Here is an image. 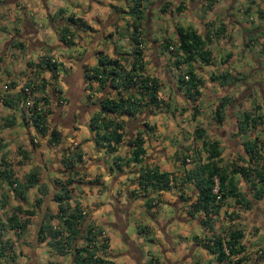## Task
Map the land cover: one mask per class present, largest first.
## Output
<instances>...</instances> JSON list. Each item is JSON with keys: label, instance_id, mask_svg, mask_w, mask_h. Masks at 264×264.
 Wrapping results in <instances>:
<instances>
[{"label": "trees", "instance_id": "trees-1", "mask_svg": "<svg viewBox=\"0 0 264 264\" xmlns=\"http://www.w3.org/2000/svg\"><path fill=\"white\" fill-rule=\"evenodd\" d=\"M145 1L148 0H129V12L133 16L128 24L129 38L132 42L129 56L120 58L97 51L95 63L83 69L82 89H87L89 93L94 90L95 93L99 92V95L93 98L96 108L86 120L79 123L84 124L91 133L96 149L103 148L106 155L111 153L110 169L113 166L121 169L123 165L130 167L138 164L134 183L138 190L143 192L146 209L160 201L157 195L154 196V192L160 193L171 187L189 184L193 200L187 211L191 217L198 215V223L206 232L202 246L213 255L217 263L228 258L230 264H240L243 255L234 259H231V256L239 253L243 247L242 230L229 225L222 231L215 232L213 224L218 220L219 208L225 199H232L235 204L248 205L247 194L240 188V185L247 181L250 183L247 187L253 189L251 197L261 198L264 195V142L258 141L254 136L253 139L242 141L241 150H238L239 147L235 145L234 140L227 139L221 143L219 139L211 137L212 133L223 134L226 127V124L222 123L225 118L223 108L231 99L223 95L213 108L212 121L214 124L221 123L219 127L213 125L206 128L198 123L194 125L191 136L196 140L193 142L199 141V148L203 151L204 157L201 159L197 150L196 159L192 158L191 166L187 169L182 168L177 176L167 170H161L157 164H150L146 160L144 135L147 131L154 130L153 124L147 125L145 122L143 124L145 129L140 128L129 138H124L127 133L126 118L132 121L144 112L160 111L162 107L169 105L158 96L160 89L158 78L145 70L146 61L143 59L142 48L144 39L141 32V9ZM205 1L206 5L210 6L214 0ZM163 5L164 2L161 6ZM67 23L85 27L80 18L72 16L68 17ZM68 24L60 28L58 37L62 44L71 46L74 44L73 32ZM205 26V31L199 34L190 28L178 26L175 30L176 40L172 42L164 40L162 44L176 69L174 87L184 103L178 110L182 113L188 109L192 119L198 113L197 100L202 95L200 89H203L204 81L196 73L194 63L208 64L211 61V50L208 47L211 36L221 35L224 29L221 22L214 28L212 22ZM12 43L15 49L19 51L23 49L22 41ZM1 60L0 55V62ZM182 65L184 67H181ZM24 69L23 73L20 72L18 80L11 79L5 67L4 76L1 77L2 73L0 74V84H3L0 90L2 91L0 104L9 109L13 107L19 109L18 117L22 125L27 131L32 129L34 132L28 135L27 147L16 151L20 156L16 160L18 164L22 162L29 164V168L20 178L15 175V170L8 161L6 149H2L5 144L0 140V213L3 214V218L0 217V264L8 259L14 260L17 253H22L19 249L16 253L13 246L15 239L31 248L33 241L26 239L28 225L32 216L39 213L42 206L43 218L35 246L43 243L49 254L54 257L68 255L66 264H112V261L105 258L102 253L108 247V237L103 234L98 224L90 220L88 211H85L80 201L73 196L72 187L80 182L83 160L81 147L76 145L72 151L63 149L58 159L55 158L61 168H54V175L46 179L42 171V166L45 169V161L42 163V154L38 150L39 142L37 144L33 137L34 134H38L41 135L40 139L43 138L49 129L54 107L65 101V96L56 85L57 76L63 71L62 63L51 56L43 55L36 61L26 60ZM210 78L213 79L212 76ZM215 79L220 83L226 82L227 85L232 81L227 72L215 75ZM235 118L233 125L235 135L246 134L249 128L261 124V115L250 110L238 112ZM12 119L14 117L10 118L8 115L0 117V129L12 127ZM260 128L262 130V127ZM60 139V131L52 127L45 144L54 147ZM123 143L131 148L130 151L128 149V154L114 155ZM225 155L228 157L223 162ZM185 160L189 161L190 157L184 156L182 160L176 158V162L179 164L180 161L181 165ZM54 161L52 159V163ZM181 189L179 188L178 197L185 201L189 196L184 195L185 192L180 191ZM47 203H53L54 209L47 206ZM223 215L229 221L236 219L234 213L229 212V207L223 210ZM144 229V226L139 227V231ZM194 239L197 241L196 236ZM33 258L29 250L27 263L33 264ZM148 263L155 264L156 260L152 261L149 256ZM41 264L58 263L53 258L46 259V262Z\"/></svg>", "mask_w": 264, "mask_h": 264}, {"label": "crops", "instance_id": "crops-1", "mask_svg": "<svg viewBox=\"0 0 264 264\" xmlns=\"http://www.w3.org/2000/svg\"><path fill=\"white\" fill-rule=\"evenodd\" d=\"M30 1L33 2V0ZM101 1L102 0H39V9L37 10L36 14L48 16V24H46V26H49L50 31L53 33V40L49 42L47 40H41L37 30V24L32 20L30 21L24 14V12L23 23L21 24L18 21V19H20L18 16L19 13L12 12L13 9L11 8H17L18 11V9L23 8L25 4H23L22 7L21 2L18 3L17 0H0V43H2L3 46L0 49V55L1 58L7 59L5 60L6 62H4L3 59L0 62V74L2 73L1 77L4 76L3 69L5 67L9 72L8 76H10L11 79L18 80L21 76L20 71L22 73L25 71L24 63L26 60L36 61L37 58L46 55L43 53L42 48H46L48 50L47 54H52L53 56L57 57V60H60V62L62 63L63 71L59 72L56 79V85L61 89L62 95L65 96V101L60 102V105L55 104L56 106L54 107L55 111L53 113L56 114L57 123L61 122V120H65L64 118L67 115H75V110L77 111L78 107H80L82 103L84 105H87L91 112L96 108L93 98L97 97L99 95V92L95 93V91L92 90V92L89 93L87 89H82V85H84V82L82 81V75L76 72L77 67L82 70V66L80 64H86L87 67L92 66L95 63V53L97 51H101L105 54H108L109 56L115 55L120 58L128 57L129 52H131L130 50L132 48V42L129 38L130 26H127L124 36H121L118 33L119 27L124 24L122 20L123 15L119 14H125L126 16L131 17V19L133 18V16L129 12V0H110L109 2ZM151 1L152 0H148L147 5L144 7L143 4L141 9L142 15L145 11L147 12L145 19L146 21L144 22V20L142 19L141 24V32L144 39L142 43L143 59L144 61H146L145 70L147 73L158 78L160 82V88L168 85L171 89V93H168V95L166 93H162L159 89L158 96L169 104L168 107H162L159 112H169L171 114V118H173L175 116V111H173L174 107H172L170 100H168L167 98L168 96H171V94H174L182 100L180 93L174 87V83L176 82V69L172 64V59L168 57L167 50L163 49L162 47L163 41H175V30L178 26L182 28H190L199 34L205 31L206 24L212 22L214 24L212 28H214L219 22H221L224 25V29L222 30L223 33L219 36H211V42L208 45L211 50V61L208 64H200L198 62L194 63L196 73L204 79L202 83L203 89H200L202 95L197 100V115L200 114L199 116H201L203 111L202 109H204L205 107L208 108L209 106H212L209 111L213 112V108L217 101L223 95H226L231 99V101L223 108L225 112V118L222 123H225L226 127L222 135H220L219 133H212L211 137L219 139L221 143L226 142L227 139H229V141L234 140L235 145H238L239 147L238 150H241L240 143L242 141H246L247 139L251 138L253 139L254 136L258 139V141L264 142V136H259L260 132L264 131V85L261 83L259 84L256 81L254 86H257L259 90H255L253 92V85H250V81L252 78L251 72L255 70L257 72L256 76H261L259 74V71L263 68L261 61L262 59H264V52H262L264 50V0H214L210 6L206 5L205 0ZM162 2H164L163 7L161 6ZM177 6L179 7L177 8ZM67 8H69L70 10H68ZM153 12H158V16H160V14L163 15L164 13H167L168 16L166 15V18L168 19V22L166 24V29L168 33L172 34V38L166 39L164 38L163 33H159L157 31L158 19H155L152 22L151 18L153 17ZM204 14H206L205 17L203 16ZM69 16L80 18L85 26H74V44L77 43L82 46L81 51L75 52L74 55L67 54L69 52L67 51V49L73 47L74 44L71 46H66L65 44H62L60 42L58 37L60 28H62L63 26H67ZM9 17L10 19L11 17L14 18L15 21L11 22ZM42 26L43 24L40 27ZM11 28L16 31L12 32ZM17 40L23 42V49L20 51L15 49V47L12 45V42H16ZM124 40L126 41L125 43ZM144 42H146V44H144ZM148 46L150 47V49H148ZM216 47H218L220 51L219 58H217L216 53H214ZM226 48H228L229 50H231V48H234L235 53L232 54L231 51H226ZM52 50H61V52L56 54L55 52L52 53ZM258 51L259 56H253L254 53ZM7 52H9L10 55L12 54L16 57V53H19L20 60H18L19 63L17 65L11 60H8ZM236 53L239 55V58H235ZM245 56L253 59V68H248L246 65L244 66L243 64H241L243 63ZM52 58L56 60L54 57ZM72 60H75L74 63L77 64L75 68H73L74 65H71ZM230 60L240 61V65H242L240 66L241 69L239 70L228 67V61ZM224 63H226V65L221 67ZM181 67H184V65H182ZM221 72H227L229 74V77L232 78V81L229 85H227L226 82L220 83L218 79H215V75ZM210 76H212L213 79H211ZM45 77L47 78V74H45ZM81 81L83 83H81ZM93 88L94 87H92V89ZM252 97L255 98L253 101L252 99H250ZM67 104L69 105V108H67ZM183 104L184 103L182 100L181 106ZM2 109L5 110L6 113H3V115L1 114L0 117L11 113V109L9 108H7L6 110L5 107L2 106ZM249 109H254V114L261 115V124L256 125L254 128H249L246 134L235 135V127L233 126L235 125L234 118L238 116V112L242 110L248 111ZM176 112L179 113V110H177ZM182 113L188 115L189 110L187 109ZM18 114L19 109H16V117H18ZM144 114L147 116V118L145 119L147 125L153 124L154 127L156 126V132L158 133V124L154 120L152 121V123L148 122L149 117H154L156 115L155 111L153 110L150 114L144 112ZM143 116V114L138 115V117L133 119L132 121L126 118L127 133L124 136L125 139L132 136V134L136 130L140 128L145 129L143 120H141ZM188 117L191 118L190 115ZM83 118V120H86L88 118V114H86ZM20 122V118L18 117L17 123ZM64 122H66V120ZM192 122H196L206 128H210L213 125H216L218 127L221 125V123H210L209 120L203 123L201 121H197L196 118H194ZM59 125H61L64 129H72L73 131H76V128L80 124L76 125L75 122L68 121L66 122V124H63L61 122L60 124H58V126ZM260 127H262L261 131H259L261 129ZM10 129L11 127L0 129L1 141L3 139L1 137L2 133L6 134V132H8ZM57 129L61 134V130L59 128ZM12 131L13 130H10L9 134L14 135V132ZM29 131H31L29 134L34 133L32 129ZM151 132L147 131V133L144 135L145 140L147 139V136L151 134ZM191 135L192 134L190 133V136ZM33 137L34 141H36L39 135L34 134ZM90 137V140L92 141V135ZM20 138L21 140L25 139L23 135ZM190 138L193 144V141L196 140H193L192 136ZM64 139L66 138L61 136L59 143L54 146V149L58 153V156H60V153L63 149L72 151L77 145L76 147H81L83 152L82 162L85 161L86 150L84 151L82 142L74 141L72 143V146L67 147L66 145L68 143H65ZM26 140L29 141L28 137H26ZM160 141L161 140H158L156 142ZM143 146L145 147V145ZM128 149L130 151L131 148L123 143V145L118 147V150L114 155H126L128 154ZM36 152H38V150ZM100 152H103V148L98 147L96 154H100ZM199 152L200 155L202 153V157H204V153L200 148ZM225 153L227 154V151H225ZM94 155L95 154L93 153V156ZM148 155L146 154L147 158L149 157ZM107 156H109V159H111L110 155ZM225 156L228 157L227 155ZM88 158L91 160L90 162H102L103 166L98 163L97 167L93 166L96 168L95 170H93L92 164H90V168H88L87 170H83L87 166V164H84L83 162V166L81 165L80 171L83 172L84 175L80 172V182L74 184V187H72L74 198L80 201V204L85 211H88L90 220L98 224L101 228L102 224H106L108 225V227L114 230L113 233L116 234L117 237H119L118 239H120V243L123 244L125 248L118 252L121 258L124 259V263L142 264L143 261H145L147 264H149V255H142L140 248V241H144L145 239L136 235H128L126 233V230L128 228V225L133 221L131 218L132 210H134L135 212L140 210L145 212L150 217H152V220L154 218V221L152 223H155V220L158 219L154 213L152 214V210H148L146 208L144 209L142 204L145 200H143V198H138L135 196L138 188H130L129 190H127L129 193L131 191L135 192L134 194L129 195H126L125 191L122 192L120 189H115L116 183H120V180H123V178L126 177L125 174H127V177L131 173H133V175H136L137 168L139 167L138 164H136L135 166L133 164V166L127 167L128 170L122 172L120 170L123 168L119 170L116 169L117 171L114 173L113 170L109 167L110 161L109 163H106L104 158H94L91 155H89L88 157L86 156V160ZM245 164L246 163H243V165ZM101 167H105V169H103L105 171L103 178V173H101L100 170ZM86 174H90L91 177L93 176V174L95 175L92 178H88ZM121 175L122 178H120ZM133 175L131 181H133L134 179ZM116 176L117 181H114L113 179ZM108 181L111 182L109 184L106 203L110 207V212L108 217H104V214H100V212L107 208H105L102 203L97 200L96 193L100 191L102 189L101 186L105 185V182ZM132 184L134 185V187L136 186L134 183ZM247 184L250 183H248L247 181L246 183L240 185V188L242 192H246L247 194L246 197L248 198V205L244 206L242 204H235L232 199H225V201L230 204V206H228L229 212L232 211L236 219H233V221H229L227 217H224L223 210L226 208V206L225 204H223L220 206L218 214V218L223 217V219H221L220 223L218 222L219 219L215 221L213 227L217 226L218 224L217 231L215 230V232L222 231L229 225H232L234 227L236 226L242 230L243 237L241 241L243 247L239 253H237L236 255H232L231 259L243 255V259L240 264H264V195L261 198L251 197L253 189H249L247 187ZM119 191L121 194L119 193ZM76 192L80 193L81 195L77 197ZM91 195V200H93L91 205H93L94 207H92L91 205L89 206L88 204H84L86 203L85 200L88 199ZM79 197H83V203L81 202ZM142 197L144 196L142 195ZM194 217L195 219L192 220H196V222L198 223V216L195 215ZM177 218L178 221L185 220L182 217L177 216ZM152 223L150 226H148L147 224L142 225L145 227L143 231H139V227H137L135 233H137V235H139L140 233H145V236H147L146 239L149 240L148 242L158 244V246H160L161 252L163 253V258L166 260V264H202V262H200L199 260L200 255L198 254V256L195 257L194 252H196V250L199 248L207 251V249L202 246V243L204 242L203 238H205L206 234L204 230L203 236L198 237L197 235H194L196 236L197 241H195L193 236V241L190 246V244L185 239L186 237L180 236L179 234L173 235L167 234L166 232L161 233L166 229V227H161L160 224L156 222L155 224L157 226H160L159 230L157 229L158 227ZM201 229L203 228L201 227ZM102 231L103 234L106 235L103 228ZM106 236L108 237V247L105 251L102 252L103 256L112 261V264H116L114 259L116 256L110 253V247L112 246L111 238L108 235ZM15 251L18 252L19 250L16 249ZM209 254L214 260L213 255L211 253ZM116 259L117 261L119 260L118 258ZM215 263L230 264L228 258L222 260L219 263ZM155 264L161 263H157L156 261Z\"/></svg>", "mask_w": 264, "mask_h": 264}, {"label": "rangeland", "instance_id": "rangeland-1", "mask_svg": "<svg viewBox=\"0 0 264 264\" xmlns=\"http://www.w3.org/2000/svg\"><path fill=\"white\" fill-rule=\"evenodd\" d=\"M110 0H102L101 2H109ZM156 0H152L151 2H155ZM18 3L21 2L22 7L23 4H25V6L21 9L17 8H11L13 9L12 12H18L19 13V18L18 21L21 23H23V12L24 14L27 16V18L31 21H34L37 24V30L39 33V36L41 38L42 41L47 40L49 42H51L53 40V33L50 31L49 26H46V24H48V16L45 15H38L36 14L37 10L39 9V0H33V2H31L30 0H17ZM148 1H145L144 3V7L147 5ZM27 3V4H26ZM68 10H70L69 8H67ZM208 14V13H207ZM119 15H123V22L124 24L119 27L118 33L121 36H124V34L126 33V28L128 26V24L130 23L131 17L126 16L125 14H119ZM129 15V14H127ZM146 15L147 12L145 11L142 15V19L144 20V22L146 21ZM158 12H153V17L152 22L155 19L157 20V31L160 33H163L164 38H172V34L167 32L166 29V24H167V13H164L163 15L160 14V16H158ZM167 15V16H166ZM209 15V14H208ZM204 17L206 16V14L203 15ZM16 18V17H15ZM10 19V17H9ZM13 19V20H12ZM11 22H14L15 19L11 17L10 19ZM17 22V21H16ZM43 24L42 27H40ZM11 25V24H9ZM70 25V30H72V32H74V25L72 24H68ZM161 25V26H160ZM160 26V27H159ZM12 32H15L16 30L11 28ZM75 33V32H74ZM74 39V37H72V40ZM74 42V41H73ZM123 42V40H122ZM126 41L124 40V43ZM144 44H146V42H144ZM2 43H0V49H1ZM147 47V46H146ZM82 46L79 44H74L73 47H70L67 49V51H69L67 54H72L74 55L75 52H80L81 51ZM148 49H150V47L148 46ZM231 51L232 54L235 53L234 48H231V50H229L228 48H226V51ZM10 51V50H9ZM42 51L44 54L54 57L56 60L58 59L57 57L53 56L52 54H47L48 50L46 48H42ZM66 51V52H67ZM55 52L56 54H58L59 52H61V50H52V53ZM219 49L218 47H216L214 53H216V57L219 58L220 57V53H219ZM264 52V50L262 51ZM8 53V60H11L12 62H14L16 65L19 63L18 60L19 59V53L16 56H13L12 54L10 55L9 52ZM6 53V55H7ZM149 55V54H148ZM253 56H259V51L254 53ZM59 57V56H58ZM235 58H239V55L236 53ZM4 62H6L4 59L2 58ZM75 60L71 61V65H74L73 68H75V64L74 63ZM57 62L61 63L60 60H57ZM262 63V69L259 71V74L261 76H256L257 72L254 70L251 72V81H250V85L252 86V92L253 91H257L259 90L257 86L255 85V82L257 81L259 84H263L264 85V59H262L261 61ZM244 66L246 65L248 68H253L254 67V63H253V59L250 57L245 56L244 57V61L243 63ZM226 63H224L221 67L225 66ZM9 66V65H8ZM240 61H228V67L234 68V69H241L240 68ZM10 67V66H9ZM226 69V68H225ZM21 72V71H20ZM2 83V82H1ZM3 84H0V86ZM172 88V87H171ZM254 89V90H253ZM160 91L162 93H166L168 95V93H171V89L170 87L167 86H163L160 88ZM2 92V91H0ZM170 95V94H169ZM166 96V95H165ZM168 100H170V103L172 104V107H174L173 111H175V116L173 118H171V114L169 112H159L155 111L156 115L153 117H149L148 122L152 123V121L154 120L158 125V133L156 132V126H155V130L153 132H151V134H149L147 136V139L145 140V147H146V154L149 156L148 158L146 157V160L148 163L150 164H157L161 170H167L169 172H172L174 175H178L179 171H181L182 168H189L191 166L192 162V158L196 159V155H197V150L199 152V143L198 142H194L192 144L191 141V130L193 129V125L194 123L196 124V122H192L194 119L189 118V114H183V113H178L176 112L178 110V108L181 106L182 104V100L179 99V97L177 95L171 94V96H168L167 98ZM252 99V101L255 99L254 97L250 98ZM253 105V104H251ZM2 106L0 104V115L3 113L5 114V110L2 109ZM210 108H212V106H209L208 108H204L202 109V115L199 116L200 114L197 115V117L195 116V118L197 119V121H201L203 123H205L206 121H210V123H213L212 121V117H213V112H210ZM5 109L7 110V107L5 106ZM15 110L16 108L13 107L11 109V113H7L8 116H10V118L12 119V124L13 126L11 127L10 130H13L12 132H14V135L9 134L10 130L8 132H6V134L2 133L1 137L3 138L1 142H3L6 146H4L2 149H6V153H7V157H8V161L11 163L12 167L14 168V172L15 175L20 178L22 173L25 172L28 168H29V164L28 163H20L18 164V160L20 158V156L16 153V151L19 148H26L28 145V141L26 140V137H28L29 133L31 131H27L26 127H24L21 123H17L18 121V117H16L15 119ZM252 113H254V109H249ZM55 111V109H54ZM200 113V112H199ZM150 114V113H149ZM209 114V115H207ZM144 116L141 118V120H143V123H145V119L147 118V116L145 114H143ZM199 116V117H198ZM51 117L54 119H50L51 122L55 121V119H57L56 114L52 113ZM50 122V123H51ZM64 123V122H63ZM66 123V122H65ZM76 125H79V121L75 122ZM53 127L59 128L61 130V136L66 138L65 143H68L66 146H72V143L75 142H82V145L84 146V151L86 150L85 154L88 157L89 155H91L92 157L96 158H104L106 163H109L110 161V157L107 156L106 154H104L103 152H100V154H96L97 150L96 147L94 146V143H92L91 139V133H89V130L87 129V127L84 124H80L76 129V131L68 130V129H64L61 125H56V122H54ZM258 129V128H257ZM256 129V130H257ZM31 130V129H30ZM261 131V129L259 130ZM21 132V133H19ZM24 136L25 139L21 140V136ZM41 137V135H39ZM259 136H264V131L260 132ZM40 138L37 137V144L39 142L40 144ZM158 140H161L160 142H156ZM179 144V145H178ZM93 145V146H92ZM55 147H48L46 146V144L41 145L40 147H38V150L41 151V159H42V163L44 162V166H45V170L43 176H46L47 179H49V176L54 175L53 169H60V164L58 163V161L56 159H58V153L56 152V150L54 149ZM1 149V150H2ZM93 153L95 154L93 156ZM164 153V155H163ZM111 154V153H110ZM108 154V155H110ZM98 155V156H97ZM200 155V152H199ZM86 156H85V161L84 164H87V166L85 167V169L83 170H87L88 168H90V164H92L93 166L98 165V163L100 165L103 166L102 162L100 163L99 161L97 162H90L91 160L88 158L86 160ZM96 156V157H95ZM184 156H189L190 160L186 161L181 165L180 161L179 164L175 163L176 162V158H178V160H182ZM201 156V157H200ZM199 157L202 159L203 154L201 153ZM56 158V159H55ZM227 157H225L224 161L226 160ZM52 159H54L55 161L52 163ZM83 162L81 163V165L83 166ZM94 164V165H93ZM124 167H122L123 169H121L120 171H125L128 170L127 167L125 165H123ZM132 166V165H131ZM135 166V165H134ZM46 167H48V170L46 169ZM108 168V167H106ZM93 170H95L96 168L93 167ZM105 169L101 167V173H103L102 178L104 176L105 171L103 170ZM115 166L112 167L113 172L115 173L117 169ZM177 170V171H176ZM56 174V172H55ZM82 174V173H81ZM88 176V178H92L95 174H93V176L91 177L90 174H86ZM126 177L123 178V180L121 179L120 183H116L115 185V189H120L122 192L125 191L126 195H129L131 193H129L127 190H129L130 188H137L136 186L134 187V185L132 183H134V179H135V175H133V173L129 174V176L127 177V174H125ZM132 175L134 177L133 181L132 180ZM59 177V176H58ZM101 178V179H102ZM120 178H122V175L120 176ZM114 181H117V176L113 179ZM111 181L105 182V185L101 186V190L98 191L96 193L97 196V200L100 201L102 203V205L107 208L103 211L100 212V214H104V217H108L109 216V212H110V207L109 205L106 203L107 202V195H108V189H109V184ZM135 184V183H134ZM121 185V188H120ZM125 188V190H124ZM179 188H182L180 191L184 190V195L189 196L187 200L183 201L181 199H179L178 197V193H179ZM76 192L77 197L80 196L81 194ZM120 193V191H119ZM121 194V193H120ZM143 192L141 190H138L136 192V197L138 198H143V200L145 199V197H142ZM154 196L157 195V197L160 198V201L153 205L151 208H149L148 210H152V214L154 213L155 216L157 217V219L159 220H155V223H159L161 227H166L165 230H163L161 233L166 232L167 234H173V235H177L179 234L180 236L186 237L185 239L187 240V242L190 244H192L193 241V236L197 235L198 237L203 236L204 231L203 229H201L200 225L195 221H193L192 219H195V217H191L190 213L187 211V209L189 208V204L191 202V200H193V194H192V190L191 187H188V184H183L182 186L178 185L177 187H171L168 190H163L160 191V193H153ZM89 196V195H88ZM153 197V196H152ZM80 198V197H79ZM83 197L80 198L81 202L83 203ZM92 199V195L86 199V203H84L85 205H91L93 200ZM135 200V199H134ZM230 200V199H228ZM88 201V202H87ZM141 204V203H140ZM223 204H225L226 208L228 206H230V204L226 201L223 202ZM50 206L52 208V210L54 209V204L53 203H47V206ZM92 207H94L93 205H91ZM142 206L145 209L144 203L142 204ZM157 213V214H156ZM99 214V215H100ZM151 214V213H149ZM197 215V214H196ZM178 217H182L185 220L184 221H178L177 219ZM198 216V215H197ZM0 217L3 218V214L0 213ZM43 218V215H42ZM131 218H132V223H130L128 225V228L126 230V233L128 235H136V236H140L143 239H145L144 241H140V248H141V254L142 255H146L148 254L149 256H151L152 261L156 260L157 263L160 262L161 264H166V260L163 258V253L161 252L160 246H158V244H154V243H150L148 242L149 240L146 239L147 236H145V233H140L139 235H137V233H135L136 228L140 227L144 224H147L148 226L151 225V223L154 221V218L152 220V217H150L148 214H146L143 211H137L135 212L134 210H132L131 212ZM160 218V219H159ZM219 219L218 222H221L222 218H217ZM37 220H38V213L33 215L31 218V223L28 225V235L26 236V239L28 241H33V236L32 233L34 234V230L37 224ZM172 221V222H171ZM155 223H152L154 225H156ZM157 226V225H156ZM160 226H157L160 230ZM102 228L104 230V233L106 235H108L111 238V247H110V253L112 255H115L116 257L115 259V263L116 264H131V263H124V259L121 258V256L118 254V252H120L122 249L124 248V245L120 243V239H118L119 237H117L116 234H114V230H112L110 227H108V225L106 224H102ZM214 230L217 231L218 228V224L217 226L213 227ZM162 237V236H161ZM160 237V239H161ZM159 239V238H158ZM26 240V241H27ZM144 242V243H143ZM15 250L19 249L22 251L21 254H18L15 256L14 260H10L8 259L7 262H4L3 264H32V263H27V258H28V253L29 250L31 248H29L26 244H21L19 241H17L15 239V242L13 244ZM189 246V247H190ZM31 247V246H30ZM148 252V253H147ZM205 252V253H204ZM117 254V255H116ZM198 254L199 256V260L200 262H202V264H216L214 262V260L212 259L211 255L209 254L208 251L199 248L196 250V252H194V256L197 257ZM33 259H34V263H43L46 262V259H55V262L58 264H66L67 259H68V255H64V256H52L49 254L48 249L45 247V245L43 243H40L39 245L37 244V246H35L34 251H33ZM21 256V257H20ZM162 257V258H161ZM203 257V258H202ZM118 258L119 260L117 261ZM21 259V260H20ZM146 262L143 261L142 264H145ZM147 264V263H146ZM154 264V263H151ZM180 264V263H179Z\"/></svg>", "mask_w": 264, "mask_h": 264}, {"label": "flooded vegetation", "instance_id": "flooded-vegetation-1", "mask_svg": "<svg viewBox=\"0 0 264 264\" xmlns=\"http://www.w3.org/2000/svg\"><path fill=\"white\" fill-rule=\"evenodd\" d=\"M76 66H77V64H75ZM81 66H82V70L80 69V68H76V72H78V74L80 73L81 75L83 74V69L85 68V66H86V64H80ZM75 66V67H76ZM85 98V97H84ZM69 105L67 104V108H69L68 107ZM69 111V110H68ZM90 113H91V111L89 110V108H88V106L87 105H84L83 103H82V105H80V107H78V109H77V111L75 110V115H67L64 119L66 120V122H68V121H73V122H78V121H81V120H83L84 118V116L86 115V114H88V116L90 115ZM53 118L51 117V120H52ZM51 120H50V122H51ZM65 120H61V122L63 123ZM55 122H56V119H55ZM59 122V121H58ZM61 122H59V123H57L56 122V125H58V124H60ZM50 124V123H49ZM63 124H66L65 122L63 123ZM80 124V123H79ZM43 139V138H42ZM42 139L40 140V144H39V146H41V145H43V143H42ZM46 168H48V167H46ZM45 170V169H44ZM43 174H44V171H43Z\"/></svg>", "mask_w": 264, "mask_h": 264}, {"label": "water", "instance_id": "water-1", "mask_svg": "<svg viewBox=\"0 0 264 264\" xmlns=\"http://www.w3.org/2000/svg\"><path fill=\"white\" fill-rule=\"evenodd\" d=\"M54 122H55V121H52V122L50 123V125H49V129H48L47 133L44 134V136H43V139H42V143H43V145L46 143L47 137H48L49 132L51 131L53 125H54ZM42 168H43V170H44V167H43V166H42ZM45 178H46V176H45ZM46 179H47V178H46ZM43 209H44V208H43V206H42L41 210H40L39 213H38V220H37V224H36V227H35V230H34L33 242H32V246H31V249H30V254H31V256H32L33 251H34V248H35V243H36V239H37V235H38V230H39V227H40V225H41L42 215H43Z\"/></svg>", "mask_w": 264, "mask_h": 264}, {"label": "built area", "instance_id": "built-area-1", "mask_svg": "<svg viewBox=\"0 0 264 264\" xmlns=\"http://www.w3.org/2000/svg\"><path fill=\"white\" fill-rule=\"evenodd\" d=\"M170 48V47H169ZM185 77H186V75H185ZM4 87V86H3ZM213 191L215 192L216 191V186L213 188Z\"/></svg>", "mask_w": 264, "mask_h": 264}]
</instances>
